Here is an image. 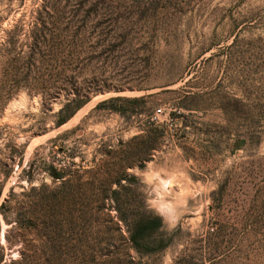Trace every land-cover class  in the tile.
<instances>
[{"label": "rangeland", "instance_id": "1", "mask_svg": "<svg viewBox=\"0 0 264 264\" xmlns=\"http://www.w3.org/2000/svg\"><path fill=\"white\" fill-rule=\"evenodd\" d=\"M118 3L134 19L116 33L102 24L108 39L96 54L103 58L87 75L98 94L64 128H52L58 103L41 110V98L24 90L0 102V207L8 200L0 210V264H264V0ZM43 5L118 4L0 0V45L16 34L23 40L31 12ZM119 96L145 100L116 104L123 114L94 110ZM44 120L47 130L36 133ZM139 135L128 150L146 160L127 170L137 182L124 196L135 201L131 216L144 205L162 220L150 253L132 247L115 212L82 216L61 206V198L78 197L48 172L76 169L73 162L89 169L102 163L104 146Z\"/></svg>", "mask_w": 264, "mask_h": 264}, {"label": "trees", "instance_id": "2", "mask_svg": "<svg viewBox=\"0 0 264 264\" xmlns=\"http://www.w3.org/2000/svg\"><path fill=\"white\" fill-rule=\"evenodd\" d=\"M112 1L118 5L105 10L93 7L87 10L78 8L68 11L43 5L32 11L35 19L23 40L16 34L0 45L1 104L5 105L24 90L31 97L41 98V110L53 111L54 104L58 103L59 109L51 116L54 119L52 128L59 129L66 125L93 96L98 94V89L87 75L91 66L103 58L102 53L96 54L108 39V32L104 33L101 29L102 24L107 23L116 33L119 25L127 26L134 19L127 8L118 3L124 0ZM88 20L102 22L88 26ZM94 37H99L93 43L95 45L86 47ZM144 100L145 96L113 97L100 102L94 110L109 108L114 113L123 114L125 109L117 108L116 104L121 102L134 104ZM152 125L154 128H151L150 133L155 134L158 128L155 123ZM46 126L47 120H44L36 133L46 131ZM64 135L56 137L53 142H57ZM140 138L142 135L134 137L128 143L119 142L117 147L104 146L102 163H96L89 169L73 162L69 168L76 169L51 167L48 172L54 183H60V188L71 189L72 192L67 193L68 196L78 197L61 198V206L78 207L82 216H86L88 211H95L97 214L107 211L109 215L115 212L113 220L119 230L126 229L132 247L137 252L150 253L154 250L146 247L151 243L153 235L162 227V220L146 210L144 205H138L139 212L131 216L129 211L135 205V201L124 196L132 192L131 185L137 182V178L128 174L127 170L135 166L144 168L146 158L142 152L128 150L130 144ZM154 147L151 144L146 148L150 151ZM59 152L64 153L62 146L58 149ZM29 166L31 169L32 165ZM68 175L71 176L69 179ZM2 192L3 185L0 184V196ZM7 203L8 200L0 207L3 215ZM121 237L124 238L123 235ZM165 247L164 243L158 246L159 249ZM9 264L20 262L11 261Z\"/></svg>", "mask_w": 264, "mask_h": 264}, {"label": "bare ground", "instance_id": "3", "mask_svg": "<svg viewBox=\"0 0 264 264\" xmlns=\"http://www.w3.org/2000/svg\"><path fill=\"white\" fill-rule=\"evenodd\" d=\"M95 101V100H94ZM16 104H18V103H16V102H14L13 104H12V106H14V105H16ZM19 104H21L20 102H19ZM90 106V105H89ZM92 106V105H91ZM11 107V106H10ZM82 111V110H81ZM75 120V119H74ZM64 128V127H63Z\"/></svg>", "mask_w": 264, "mask_h": 264}]
</instances>
